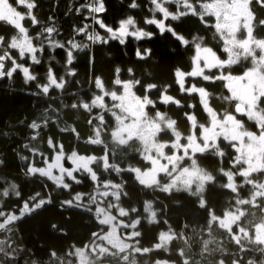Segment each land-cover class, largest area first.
I'll use <instances>...</instances> for the list:
<instances>
[{"label":"trees","instance_id":"trees-1","mask_svg":"<svg viewBox=\"0 0 264 264\" xmlns=\"http://www.w3.org/2000/svg\"><path fill=\"white\" fill-rule=\"evenodd\" d=\"M25 1L28 7L10 0L25 15L24 33L0 19V56L6 57L5 78H0V221L16 216L0 228V264H80L83 249L95 259L90 264H264V244L256 233L264 223V153L260 169L239 174L235 148L221 137L217 147L193 156L212 178L202 192L168 191L143 184L133 171L151 166L141 142L120 143L113 134L119 109L111 96L121 94L128 81L137 96L152 101L146 106L150 117L173 120L183 143L211 124L212 113L220 118L235 113L232 79L252 67L251 58L226 62L224 38L215 16L203 13V0H186L187 6L174 0L176 7L165 0H135L137 8L130 7L133 0H103L101 13L82 7L94 0ZM249 5L251 34L264 40V0H249ZM158 8L165 17H180L164 26L174 29L171 35L145 24L161 18L152 17ZM93 17L114 30L132 17L136 27L155 36L129 37L123 46L114 40L100 43L109 33ZM85 24L91 39L76 31ZM22 34L32 41V51L14 45ZM60 44L65 48H56ZM198 47L226 63L187 77V90L177 72L193 69ZM196 88L207 94L208 107ZM241 118L248 132L264 134L255 122ZM174 130L162 129L159 140L175 141ZM61 150L95 156L94 176L79 169L60 184L32 170L45 167ZM230 171L236 173L232 180ZM100 209L125 223L119 235L131 243L128 249L103 237L110 226L101 220ZM229 212L241 213L231 229L218 220Z\"/></svg>","mask_w":264,"mask_h":264},{"label":"rangeland","instance_id":"rangeland-1","mask_svg":"<svg viewBox=\"0 0 264 264\" xmlns=\"http://www.w3.org/2000/svg\"><path fill=\"white\" fill-rule=\"evenodd\" d=\"M16 1L18 4L27 7L30 5L25 0ZM180 2L185 6L188 5L186 0H180ZM201 9L203 13L213 14L216 18V27L224 38L225 48L228 52V60L226 62L234 63L237 59L243 60L246 58L247 50L253 53L257 51L260 58L264 57V40L253 38L250 31L253 15L250 11L249 0H203ZM167 14L166 12V16ZM24 16L22 12L13 7L10 0H0V19L9 20L18 26L23 33L22 20ZM160 25L162 27L165 26L164 22H160ZM130 30L132 29L130 28ZM14 45L24 51L33 50L32 41L24 34L14 42ZM258 49H260V52ZM5 58V56H0V73L3 75V60ZM226 62L220 61L207 48L198 47L193 69L189 73L178 71V82L184 89L190 90L186 86L187 77L203 74V68L216 65L222 66ZM234 78L231 83L233 97L241 91V82ZM133 85L131 81L125 82L123 83V92L118 95L112 94L111 96L116 107L119 109V113L117 114V129L113 134L120 143H126L131 139H138L141 142L143 157L150 162L151 166L146 170L135 168L133 171L143 184L160 185L168 191L172 189H185L195 191L196 193L202 192L205 184L212 178L192 160L194 159L193 156L217 147L218 140L221 137L231 142L235 148L236 158L234 163L238 166L239 172L237 173L246 175L262 167L264 134L248 132L241 118L244 115H238L236 109L235 113L230 112L225 118H220L217 114L212 113L211 124L209 126H203L200 135L194 132L191 133L187 137L186 143H183L181 141V134L177 132L178 130L176 128L174 130L173 120L165 118L162 114H158L155 117L148 115L146 106L151 104L152 101H149L148 98L137 96L134 92ZM196 91L203 94V102L208 107L205 91L201 89H197ZM95 103L99 105L102 101L99 99ZM231 121H234V124H231ZM167 127L175 131V141L159 140L158 135L160 131ZM231 128H235V132L238 135L235 140L232 139L230 133ZM187 158H189V161L191 160L189 164H186L188 162L186 160ZM95 159L96 157L92 155H83L77 152L66 154L61 150L56 152L51 160L47 161L45 167H33L32 170L38 171L61 184L66 177H76L75 172L79 169L86 170L94 176L92 163ZM227 175L232 180L236 173L230 171L227 172ZM160 176H162V182L159 179ZM25 211H31V207L27 208L26 206ZM99 214L101 215V220L110 226L109 231L103 234V237L112 246L119 247L120 249H128L131 243L119 235V228L125 223L103 209L99 210ZM240 214V212H229L224 217L218 218L219 224L231 229L239 219ZM15 218V215H7L6 218L0 221V228ZM256 233L257 239L264 244V223L258 224ZM166 237L167 235H164V238ZM97 247L104 250L101 244H98ZM93 251L96 252V249L93 248ZM89 252H86V249L79 251L81 258L80 264H90L95 260L90 257Z\"/></svg>","mask_w":264,"mask_h":264},{"label":"snow or ice","instance_id":"snow-or-ice-1","mask_svg":"<svg viewBox=\"0 0 264 264\" xmlns=\"http://www.w3.org/2000/svg\"><path fill=\"white\" fill-rule=\"evenodd\" d=\"M153 2L154 0H151V4ZM165 3H170L176 7L174 0H165ZM82 7L87 8L90 13H101L105 11L103 0H94L93 3L83 5ZM130 7H138V5L135 3V0H133V3L130 5ZM197 7H199V5H197ZM76 11L80 12L81 9L77 8ZM152 14V17H156V14H161V18L146 19L145 24L155 26L161 35L165 33L171 35L172 31H174V29L170 30L168 27L162 28L160 26L161 20L164 21L165 25H168V20L180 19V17L172 15L165 17L163 10L159 8L155 12L152 11ZM186 15H191V13H186ZM93 19L100 28L106 29L107 33H109L108 39L106 41L100 39V43L107 44L109 43V41L114 40L118 41L119 44L123 46L126 44L129 37H133L135 38V40L139 41L144 38L152 39L155 36V34L152 32L136 27V21L132 17L121 20L119 22V27L115 30L112 27L105 25L102 19L96 17H93ZM130 26L132 27V30H130ZM134 26L139 29V31H133ZM88 28L89 25L85 24L83 27L77 28L76 31L81 34H86L88 33ZM49 31H51V29ZM88 38L91 39L90 33H88ZM173 38L176 39L175 37ZM67 43L69 47H75V45L71 44L70 41H68ZM56 48L64 49L65 44L57 45ZM258 50L260 52V49ZM137 51H139V49H137ZM148 51L150 52V50ZM255 57H257V51L254 53L250 50L246 51V59L248 60L249 58H251L252 67L248 68L242 76L234 78L241 82V91L233 98L239 102L237 112L241 115L246 116L249 121L255 122L259 131L264 133V107H261V104L264 103V57L259 59ZM239 62L240 60L237 59L234 63L237 64ZM31 63L39 65L41 63V60H33L31 61ZM230 66H232V64L224 65V67L226 68ZM0 78H5L2 73H0ZM221 78L223 79V76Z\"/></svg>","mask_w":264,"mask_h":264},{"label":"water","instance_id":"water-1","mask_svg":"<svg viewBox=\"0 0 264 264\" xmlns=\"http://www.w3.org/2000/svg\"><path fill=\"white\" fill-rule=\"evenodd\" d=\"M237 107H238V105L236 106V112H237ZM237 114H238V115H241V114H239L238 112H237ZM241 116H242V115H241ZM231 124H234V121H231ZM230 133H231L232 139L235 140V139L237 138V136H238V135L236 134V132H235V128H231Z\"/></svg>","mask_w":264,"mask_h":264}]
</instances>
